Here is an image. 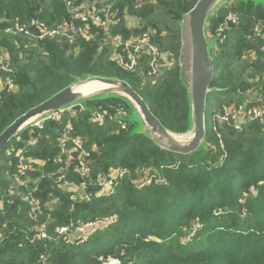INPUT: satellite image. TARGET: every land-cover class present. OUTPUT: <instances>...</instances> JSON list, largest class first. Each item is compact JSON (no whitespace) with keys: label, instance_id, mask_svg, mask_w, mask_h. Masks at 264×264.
<instances>
[{"label":"trees","instance_id":"obj_1","mask_svg":"<svg viewBox=\"0 0 264 264\" xmlns=\"http://www.w3.org/2000/svg\"><path fill=\"white\" fill-rule=\"evenodd\" d=\"M138 1L140 6L134 10ZM198 1L119 2L142 27L126 29L122 24L114 32L127 38L150 29L154 44L174 62L158 76L146 78L111 62L112 48L99 36L80 41L77 50L55 40L16 49L1 30L32 17L47 24L58 22L67 16L64 0H0V39L10 51L17 85L16 92L2 94L0 134L29 109L89 77L126 82L168 131L189 133L193 119L188 78L183 77L181 67L182 24ZM229 12L238 17L237 25L226 21ZM257 23L264 28V1L235 0L208 15L205 31L216 38L215 49L209 51L214 68L206 100L210 116L221 104L243 103L259 90L256 80L262 65L242 61L263 43L253 36ZM69 107L73 108L74 130L91 152L92 182L111 170H128L131 177L121 179L113 195L71 209L69 194L56 183L59 165L55 163L60 154L58 138L69 115L60 122H45L41 129L19 132L0 153V264H39L41 255L44 264H101L108 257H116L119 264H264V125L249 122L241 131L224 125L219 133L227 156L219 164L223 151L207 126L204 148L182 155L160 148L147 131L136 133L131 123L116 133V109L141 121L135 107L122 96L87 99ZM98 107L109 111L102 126L92 118ZM18 152L44 163L34 165L35 183L29 185L37 187L35 195L42 203L53 201L47 211L50 240L30 243L27 203L18 194L4 195L16 185L12 176L18 172ZM145 171L164 178L167 184L152 183L138 190L132 181ZM69 179L79 182L72 174ZM97 190L98 186H90L94 194ZM110 216L113 222L95 229L80 244H65L55 236V228L70 222Z\"/></svg>","mask_w":264,"mask_h":264},{"label":"built area","instance_id":"obj_2","mask_svg":"<svg viewBox=\"0 0 264 264\" xmlns=\"http://www.w3.org/2000/svg\"><path fill=\"white\" fill-rule=\"evenodd\" d=\"M121 0H64V9L67 16L55 23L47 24L40 18L32 17L25 21H15L1 30L3 35L11 40L16 49L32 47L36 42L46 40L64 41L70 48L79 49L80 41H88L96 37L102 38L105 44L112 48L110 61L121 67L129 73H140L142 77L154 78L161 74L165 69L166 53H162L154 44L153 35L150 29L144 30L138 35H130L125 38L121 33L114 31L126 24V17L130 16L127 7L122 8L119 5ZM140 2L134 5L137 10ZM226 21L233 25L238 24L236 14L229 12L226 15ZM221 31L218 29V32ZM253 36L256 39L263 40V43L257 50L247 52L242 61H248L250 64L260 63L262 71L256 82L259 83V90L248 95L243 103H223L218 111L211 115V130L216 134L219 140V147L223 151L219 157V164L226 159V151L219 130L227 125L236 131H241L246 123L258 121L264 125V28L257 23L253 29ZM224 39V37H223ZM24 43V44H23ZM8 47L1 44L0 39V101L4 92L14 93L17 85L13 81L15 69L12 66L11 55ZM72 107L54 111L45 117L32 123L27 129L43 128L45 122H60L65 115H69L66 123L58 138L60 154L55 163L59 165V171L56 174V183L70 196L71 209L76 204L88 203L93 198L109 197L114 194L119 181L123 178H130L131 173L128 170H111L107 175L102 174L97 177L95 182L91 180V152L86 149L84 138L78 135L73 127L70 117L73 116ZM109 111L98 107L92 112L93 121L102 126ZM115 123L116 133L124 131L128 126V112L122 109H116ZM26 129V130H27ZM33 144L37 142L34 138ZM43 166L44 163H35L29 158H25L21 152H18V172L13 174L15 187H10L4 191L5 196L18 194L21 201L26 202L28 206L27 217L31 226L27 231V238L30 243L40 240H50L48 233V213L52 207V202L42 203L35 195L37 187H31L34 184L32 173L37 169L34 165ZM140 171L138 170V173ZM141 173V172H140ZM78 177L79 182L69 179V175ZM104 175V178L102 176ZM138 190L152 183L167 184L164 178L156 174H150L148 171L142 172V175L132 181ZM98 186L95 194L90 191L91 185ZM11 201H8L10 203ZM113 222V217H104L95 219L87 223L75 224L70 222L67 225L54 229L56 237L62 239L65 244L75 245L82 243L89 234L97 228H105ZM199 227V226H198ZM152 240L151 237H148ZM101 264H119L116 257L101 259ZM39 264H44V255L40 256Z\"/></svg>","mask_w":264,"mask_h":264},{"label":"water","instance_id":"obj_3","mask_svg":"<svg viewBox=\"0 0 264 264\" xmlns=\"http://www.w3.org/2000/svg\"><path fill=\"white\" fill-rule=\"evenodd\" d=\"M208 2L209 0H199L194 8L185 16L182 24V46L183 41H185L184 38L186 37L188 47L186 50L187 57L184 58V55H181V59L187 61V66L189 68L188 85L193 119V127L189 133L193 134V139L189 145L178 148L167 144L166 141L170 134L177 137L186 136V134L178 135L168 131L152 114L151 110L149 109L146 102L142 99V97L129 84L117 79L89 77L61 90L44 102L29 109L23 115L16 118L0 134V153L5 149L7 144L17 136L19 132L26 130V128H28L32 123L45 117L47 114L62 110L83 100H87L104 94L122 96L129 102H131V104L136 109V113L143 123L144 131H147L149 133L151 139L160 148L175 154L182 155H187L195 152L199 148L201 142L204 140L206 133V100L207 95L211 92L210 86L214 74L213 62L207 49L208 45L205 39L204 25L206 23L208 15L211 13L212 8L215 7V4H218L219 0H214L212 2L210 8L208 9L207 15L205 16L204 24L202 25L200 20V13ZM191 18L195 22V39L199 42L198 49L194 48L192 45L191 35L189 31ZM94 80L105 83L107 85H112L113 88L104 89L84 97L74 93L75 87ZM102 178H104V175L102 176Z\"/></svg>","mask_w":264,"mask_h":264},{"label":"rangeland","instance_id":"obj_4","mask_svg":"<svg viewBox=\"0 0 264 264\" xmlns=\"http://www.w3.org/2000/svg\"><path fill=\"white\" fill-rule=\"evenodd\" d=\"M234 1L235 0H219L217 6L220 7V6H224V5H229V4H232V2H234ZM254 1L263 2L264 0H254ZM215 6H216V4H215ZM217 6L215 8H217ZM215 8L213 7L212 10L214 11ZM126 24H127V26L129 28H139V27H142V22L139 19H137L136 17H129V16H127L126 17ZM206 25L207 24L205 23L204 26H206ZM185 35H186V33H185ZM205 39H206V42H207V45H208L207 46L208 51H213L215 49V47H216V43H215L216 38L213 37V36L211 37L205 31ZM184 40L185 41H183V46H182V55H184V58H186L187 57V51L186 50H187V47H188V43H187L186 37L184 38ZM9 53H10V51H9ZM9 55H11V54H9ZM110 57H111V52H110V55H109V60H110ZM173 64H174V62L171 59V57L168 54H166V61H165L166 67L165 68H170ZM187 65H188L187 64V61L186 60H183L182 63H181V67H182L183 77H185L186 79L188 78V74H189V68H188ZM14 76H13V81L15 82ZM108 96H109L108 94H104V95L96 96V97H93V98H90V99L91 100H103V99H106ZM128 115H129L128 123L133 124V130L136 133L145 132L144 131V126L142 125V123L138 119V117L135 116L134 114H133V116H132V114H131V116H130V114H128ZM205 126H207L209 128H211V126H212L211 116H210L209 113H206ZM189 133H187V134H189ZM199 148H204L203 141L201 142Z\"/></svg>","mask_w":264,"mask_h":264},{"label":"bare ground","instance_id":"obj_5","mask_svg":"<svg viewBox=\"0 0 264 264\" xmlns=\"http://www.w3.org/2000/svg\"><path fill=\"white\" fill-rule=\"evenodd\" d=\"M213 1L214 0H209V2L205 5V7L202 9L200 13V20H201L202 25L204 24L205 16L207 15L208 9L210 8ZM189 31L191 35L192 45L194 48L198 49L199 42L196 41L195 39V35H196L195 22L192 20V18L190 19ZM110 88H113V86L94 80V81H90L87 83H83L80 86L75 87L74 93L79 94L80 96L84 97V96H89L95 92H98L104 89H110ZM192 139H193V134H187L186 136H182V137L180 136L177 137V136L170 134L166 142L170 146L180 148V147L189 145Z\"/></svg>","mask_w":264,"mask_h":264}]
</instances>
